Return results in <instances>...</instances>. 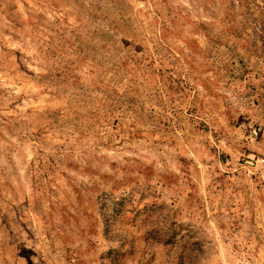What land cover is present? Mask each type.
Masks as SVG:
<instances>
[{"label": "rangeland", "instance_id": "rangeland-1", "mask_svg": "<svg viewBox=\"0 0 264 264\" xmlns=\"http://www.w3.org/2000/svg\"><path fill=\"white\" fill-rule=\"evenodd\" d=\"M0 264H264V0H0Z\"/></svg>", "mask_w": 264, "mask_h": 264}, {"label": "built area", "instance_id": "built-area-1", "mask_svg": "<svg viewBox=\"0 0 264 264\" xmlns=\"http://www.w3.org/2000/svg\"><path fill=\"white\" fill-rule=\"evenodd\" d=\"M255 132V134H258V132L257 131H254Z\"/></svg>", "mask_w": 264, "mask_h": 264}]
</instances>
